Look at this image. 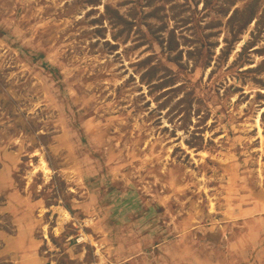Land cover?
I'll return each instance as SVG.
<instances>
[{
	"label": "rangeland",
	"instance_id": "1",
	"mask_svg": "<svg viewBox=\"0 0 264 264\" xmlns=\"http://www.w3.org/2000/svg\"><path fill=\"white\" fill-rule=\"evenodd\" d=\"M0 264H264V0H0Z\"/></svg>",
	"mask_w": 264,
	"mask_h": 264
},
{
	"label": "trees",
	"instance_id": "2",
	"mask_svg": "<svg viewBox=\"0 0 264 264\" xmlns=\"http://www.w3.org/2000/svg\"><path fill=\"white\" fill-rule=\"evenodd\" d=\"M210 3V2H209ZM208 4V3H207ZM246 10H248L249 12L247 13L246 12ZM255 11V10H254ZM253 9L252 8H248L247 6H246V8H242L241 10H235L233 13H232V15L230 16V18H229V21H231V22H235V21H238L237 19L240 17V20L241 19H243V15H245V14H248V19H250V18H252V16H253ZM252 14V15H251ZM251 16V17H250ZM253 19V18H252ZM252 19H251V21H252ZM249 24H250V22H248ZM241 24H242V22H241ZM239 31H241V27L240 28H238L237 29V32H239Z\"/></svg>",
	"mask_w": 264,
	"mask_h": 264
},
{
	"label": "bare ground",
	"instance_id": "3",
	"mask_svg": "<svg viewBox=\"0 0 264 264\" xmlns=\"http://www.w3.org/2000/svg\"><path fill=\"white\" fill-rule=\"evenodd\" d=\"M43 164V163H42ZM44 168V167H43ZM44 170V169H43Z\"/></svg>",
	"mask_w": 264,
	"mask_h": 264
}]
</instances>
